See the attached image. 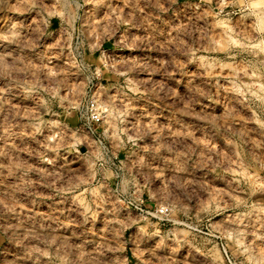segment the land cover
I'll return each mask as SVG.
<instances>
[{"label":"rangeland","instance_id":"obj_1","mask_svg":"<svg viewBox=\"0 0 264 264\" xmlns=\"http://www.w3.org/2000/svg\"><path fill=\"white\" fill-rule=\"evenodd\" d=\"M0 264H264V0H0Z\"/></svg>","mask_w":264,"mask_h":264},{"label":"built area","instance_id":"obj_2","mask_svg":"<svg viewBox=\"0 0 264 264\" xmlns=\"http://www.w3.org/2000/svg\"><path fill=\"white\" fill-rule=\"evenodd\" d=\"M89 105L90 107H87L86 110V119L93 122L98 121L100 119V111L94 106V103Z\"/></svg>","mask_w":264,"mask_h":264}]
</instances>
